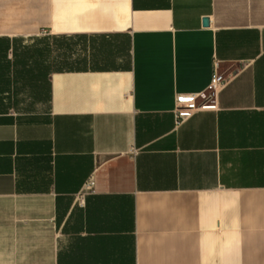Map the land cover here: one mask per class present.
<instances>
[{
    "label": "crops",
    "instance_id": "crops-1",
    "mask_svg": "<svg viewBox=\"0 0 264 264\" xmlns=\"http://www.w3.org/2000/svg\"><path fill=\"white\" fill-rule=\"evenodd\" d=\"M0 264H264V0H0Z\"/></svg>",
    "mask_w": 264,
    "mask_h": 264
},
{
    "label": "built area",
    "instance_id": "built-area-1",
    "mask_svg": "<svg viewBox=\"0 0 264 264\" xmlns=\"http://www.w3.org/2000/svg\"><path fill=\"white\" fill-rule=\"evenodd\" d=\"M227 81V78L218 71V62L215 60L213 64V71L207 85V93L192 95V96H177L176 106L174 110L175 123L179 124L186 118L190 117L196 110L204 107V100H208L214 95ZM198 97L203 100L200 103L196 102ZM133 152L135 150H132ZM93 187V180L89 178L83 185V190H89Z\"/></svg>",
    "mask_w": 264,
    "mask_h": 264
},
{
    "label": "water",
    "instance_id": "water-1",
    "mask_svg": "<svg viewBox=\"0 0 264 264\" xmlns=\"http://www.w3.org/2000/svg\"><path fill=\"white\" fill-rule=\"evenodd\" d=\"M203 23H204V25H207L208 20L205 18V19L203 20Z\"/></svg>",
    "mask_w": 264,
    "mask_h": 264
}]
</instances>
